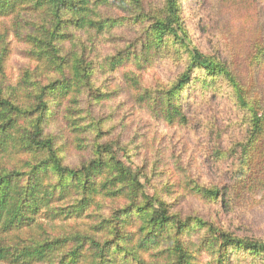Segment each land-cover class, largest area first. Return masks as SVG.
Instances as JSON below:
<instances>
[{"label": "clouds", "instance_id": "1", "mask_svg": "<svg viewBox=\"0 0 264 264\" xmlns=\"http://www.w3.org/2000/svg\"><path fill=\"white\" fill-rule=\"evenodd\" d=\"M240 8L249 11L240 16ZM60 17L71 39L57 41L41 65L56 71L34 74L27 91L36 95L12 103L22 112L45 106L42 138L52 139L55 159L73 171L99 157L98 131L120 137L115 150L148 181H124L120 199L98 200L101 219L116 212L121 233L139 240L136 229L148 231L149 219L167 208L161 248L169 264L181 254L183 264H264V0H88L85 11L62 9ZM37 116L13 134L34 132ZM181 132L180 143L192 144L190 159L171 151ZM103 159L107 168L90 178L89 199L119 175L109 154Z\"/></svg>", "mask_w": 264, "mask_h": 264}, {"label": "trees", "instance_id": "2", "mask_svg": "<svg viewBox=\"0 0 264 264\" xmlns=\"http://www.w3.org/2000/svg\"><path fill=\"white\" fill-rule=\"evenodd\" d=\"M242 1L248 2V0H239V3ZM87 2L88 0H0V19L8 16L15 18L30 16L27 21L31 30L24 38L30 44L28 52L37 61L31 73L23 72L14 83L15 87L9 82L0 80V154H5L8 159L14 152L25 154L22 162L18 161L19 164L15 163L14 159L10 160L12 162L9 165L0 164V264H160L156 263L154 258H151L154 259L152 261H147L145 255L158 248L159 241L167 232L171 221L167 208L149 219L151 227L148 231H145L144 227L136 229L137 233L143 234L139 240L135 235L129 238L121 233L119 224L114 222L118 221L116 212L112 213V220H103L99 217L90 231H64L56 236L46 233L40 239L20 240L21 243H10L6 240L7 234L32 227L41 215L59 217L63 220L79 217L91 207L99 208L96 203L97 197L103 200L120 199L118 184L130 180L137 187H142L144 177L147 182L146 176L141 175V172L133 175L131 167L118 158L114 145L120 142L113 141L109 137L103 138V129L95 136L96 140H104L102 148H96L100 154L96 160L90 161L87 168L82 167L74 171L62 167L61 162L55 159L51 151L52 139L42 138L40 125L45 106L40 104L35 109L22 112L12 103L13 99L27 102L36 95L27 91L33 87L31 77L34 74L42 72L47 77L56 71L50 68L42 71L41 65L46 56L51 57L58 50L57 41L66 44L71 39L66 31H61L62 28L69 27V22H65L60 17L61 10L85 11ZM95 2L102 3L106 0H95ZM49 21L51 26L46 28L45 23ZM76 23L79 26V21ZM95 27L99 33H103L102 25L98 24ZM3 41L4 36L0 35V44H4ZM36 49L40 51L37 52ZM5 54L6 49L2 47L0 79L4 78ZM60 63L62 65L64 60ZM6 87L9 93L7 97L4 95ZM43 91V89L39 91V96L43 95ZM67 95L71 99V91ZM95 99L104 100L106 97L97 95ZM37 112L39 116L36 119L34 132L27 136L13 134L21 121L28 120ZM71 114L77 116L75 111ZM77 122L79 121H73V123ZM72 131L77 132L80 129L73 127ZM46 153L48 158L40 159ZM105 153L109 154L119 175L106 180L102 185V191L96 193L95 198L89 199V193L95 191L94 185L89 183L90 178L104 175L107 168V163L103 159ZM150 206L151 201L144 205V210ZM90 214L91 212L87 213ZM126 223L129 228H135L133 220L129 219ZM166 251L163 249L165 262L169 264V259L165 256ZM177 251L180 252L179 249ZM160 254L154 253L153 257L159 258ZM178 264H183L182 254Z\"/></svg>", "mask_w": 264, "mask_h": 264}, {"label": "rangeland", "instance_id": "3", "mask_svg": "<svg viewBox=\"0 0 264 264\" xmlns=\"http://www.w3.org/2000/svg\"><path fill=\"white\" fill-rule=\"evenodd\" d=\"M233 3L236 0H232ZM247 3V2H245ZM243 1L240 2L241 5L245 4ZM249 11L246 8H240L238 13L240 16H243L244 13ZM30 16H24V18L8 16L3 19H0V35L4 36V44H0V51L2 47H5L6 54L5 59L3 61V73L4 78L0 79L3 80L5 83H15L23 74L22 67L25 64L31 65L34 68L37 64V61L34 59L33 55L28 52L30 50V44L26 41L24 36L30 33V25L28 24V19ZM28 29V32L24 33L23 38L21 39V29ZM116 42V41H113ZM67 44V43H66ZM131 46V45H130ZM122 67L124 65H121ZM261 69V72L264 73V70ZM1 78V77H0ZM107 99V98H106ZM105 100V99H104ZM92 108V105L89 106V109ZM100 123L103 120L99 121ZM183 133H176L174 134L175 143L171 145V151L182 152L186 157L189 159L191 158V151H192V144H182L180 143L179 137H182ZM102 137H111V132L103 130ZM120 142V137L117 136L116 139ZM158 142L163 143L164 137H159ZM151 152V149H149ZM118 158L125 163L127 157L123 153L117 152ZM17 158V159H16ZM25 158V154L14 152L11 155V158L8 159L6 155L0 154V164L9 165L11 159H14L15 163L18 161L22 162V159ZM129 158V157H128ZM19 164V163H18ZM145 167H147V162L145 163ZM145 178V177H144ZM142 178V182H145V179ZM147 178V177H146ZM148 181V178H147ZM96 203L98 204V200H103L101 197L96 198ZM106 201H116V200H106ZM91 207L88 211L83 213L84 215L79 217H72L67 220H63L61 218H54V217H45V215H41L37 218L36 223L29 228H25L22 231H13L12 233L7 234L6 240L10 243H21L20 240H29L31 238L40 239L42 236H45L46 233L51 234V236L61 235L64 231H90L91 226L96 224L98 218L100 217V209ZM88 212H91L90 215H87ZM159 249V250H156ZM151 251V253L146 254L145 258L147 261L156 260V263L160 264H168L165 262L163 248H161V241H159V246ZM160 254L159 258L153 257V254ZM152 254V255H149ZM166 256V255H165ZM154 258V259H151ZM4 264V263H3Z\"/></svg>", "mask_w": 264, "mask_h": 264}]
</instances>
